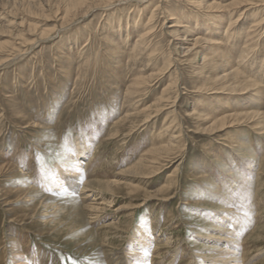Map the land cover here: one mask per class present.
<instances>
[{"label": "rangeland", "instance_id": "rangeland-1", "mask_svg": "<svg viewBox=\"0 0 264 264\" xmlns=\"http://www.w3.org/2000/svg\"><path fill=\"white\" fill-rule=\"evenodd\" d=\"M240 1L106 10V0H0V264H140L132 258L143 233L153 239L148 264H210L222 244L208 236L227 227L242 260L264 264V91L244 93L224 76L229 65L206 67L202 55L181 52L195 37L210 45L220 25V50L264 90V0ZM153 11L156 51L137 58L142 29L124 23ZM252 20L261 22L250 37ZM80 156L86 164L70 192L61 169H75Z\"/></svg>", "mask_w": 264, "mask_h": 264}, {"label": "bare ground", "instance_id": "bare-ground-1", "mask_svg": "<svg viewBox=\"0 0 264 264\" xmlns=\"http://www.w3.org/2000/svg\"><path fill=\"white\" fill-rule=\"evenodd\" d=\"M86 1H88V0H76V2L78 3V2H80V3H84V2H86ZM105 1V0H104ZM106 1H108V4L106 5V10L107 9H109V8H112V7H117L118 5L120 6V5H123V4H126V3H130V2H133V1H138L139 3H142V2H145V1H148V0H106ZM192 1H194V3L195 4H197V5H199V7H201L202 8V6H206V4H208V3H206V0H192ZM257 1H259V0H257ZM102 2V1H101ZM241 3L243 2V3H245L246 5H255V0H241L240 1ZM99 3V2H98ZM87 4V3H86ZM101 4V3H100ZM238 4V3H237ZM135 5V4H134ZM210 7L212 6V4H208ZM241 5H244V4H241ZM104 6V5H103ZM133 6V5H132ZM147 7V6H146ZM160 7V6H159ZM162 7V6H161ZM229 7H230V5H229ZM232 7H234L233 6V3H232ZM94 8V7H93ZM147 9L148 8H146V11H147ZM163 9V8H162ZM245 10V9H244ZM109 11V10H108ZM137 11H139L140 12V14H142L143 13V11H145V8H142V9H139V10H137ZM247 12V11H246ZM129 13V12H128ZM241 13V15H242V13L243 12H240ZM68 14V13H67ZM185 14V13H184ZM133 15V14H132ZM131 15V16H132ZM175 15H176V13H171L170 14V16H169V19H172V18H170V17H173L174 16V19H175V21L178 23H181V20H180V17H175ZM197 15V14H196ZM142 16V15H141ZM141 16L138 14V15H135V16H133V17H130L129 19L128 18H126L127 20H126V24L124 23V25H126L127 27H129V28H136V29H142L141 30V32H139V34L137 35L138 36V39L136 40V42H135V44H134V47L131 49L132 50V52H133V54L137 57V56H139L140 54H143L145 51H147V52H151V56L150 57H152L153 56V54L152 53H154V51H156V48H153V47H151V45H150V36L152 35V33H153V29H154V18H155V13H154V11L153 12H151V14H150V16L148 17L149 19L148 20H146V19H143V18H141ZM242 17V16H241ZM243 17H244V15H243ZM133 18V19H132ZM235 18V17H234ZM121 19V18H120ZM123 19V18H122ZM125 19V18H124ZM187 19V18H186ZM220 19V18H219ZM222 19V18H221ZM257 19V18H256ZM215 20V19H214ZM232 20V19H231ZM123 21V20H122ZM146 21V22H145ZM204 21H206V20H204ZM237 21V20H236ZM236 21H232L230 24H229V28L230 27H233V25H234V23L236 22ZM239 21V20H238ZM237 21V22H238ZM254 21V22H253ZM197 22V21H196ZM207 22V21H206ZM261 21H259V22H255V20H252V26H251V28L248 30V36H250L251 37V34H253V31L255 30V28L257 27V25H259V23H260ZM215 23H217V22H215ZM118 24V23H117ZM197 24H199L198 22H197ZM222 24V23H221ZM205 25V24H204ZM177 26V24H172L170 27H176ZM238 26V25H237ZM195 27V26H194ZM64 28V27H63ZM66 28V27H65ZM114 28H116V26H114ZM119 28V27H118ZM185 28V27H184ZM198 28H200V27H198ZM121 29V28H120ZM192 29V28H191ZM191 29H188L189 31L191 30ZM196 29V28H195ZM221 27H220V25H217V24H215V26L213 27V29H212V39H210L209 41H210V45H209V43L206 41L207 39H203V40H201L202 38H200V37H195L194 39H193V43H192V46H190V47H187V46H184V47H187V48H185L184 50H183V48H181L183 51H181V52H184L185 54V56H188L189 58L188 59H193V58H195V57H199L200 55H202V58H203V63L206 65V67L207 66H213V65H217V64H219V63H221V64H225V65H229V67H230V69L232 68V71L228 74V71H227V74H225L224 76L226 77V79L227 78H229L230 80H232V82L231 83H235V84H240L241 85V89L242 90H244L245 92L244 93H247V89L249 88V87H252V86H254V87H258L257 88V93H262V91H264L263 89H262V87L261 86H258L257 85V83H254L252 80H249V79H243L244 78V75L243 74H241V71L240 70H238L237 68L235 69V65H237L238 64V62L236 63V62H234L232 59H230L229 58V56H228V54H226V52L223 50V51H221L220 49H221V47H220V44L222 45V43L224 42V40L227 38L226 36H222L221 35ZM240 29H241V26H240ZM243 29V28H242ZM200 30H202V29H200ZM208 30V29H207ZM232 30H235L234 29V27H233V29ZM121 31V30H120ZM178 31V29H173L172 30V32L173 33H176ZM214 31V32H213ZM223 31H224V29H223ZM238 31V30H237ZM239 31H241V30H239ZM179 32V31H178ZM232 33H234L233 31H228V36H232ZM56 34H58V32L57 31H55V35ZM125 34V33H124ZM210 34V33H209ZM225 34V33H224ZM54 35H52V37H53ZM48 37V36H47ZM52 37H50V38H52ZM130 37V38H129ZM229 37V38H230ZM184 39L186 40V38L184 37ZM183 39V40H184ZM233 39H235V38H233ZM255 39V38H254ZM45 40V39H44ZM43 40V41H44ZM131 40V36L129 35L125 40L123 39V41H127V43H128V41H130ZM182 40V39H181ZM189 40H192V39H190L189 38ZM200 40L201 41H204L205 43H206V45H207V43H208V45L210 46V48H211V51H209L208 50V45H207V48H205V49H207V50H205V49H202L201 51L200 50H198L197 49V44H198V42H200ZM237 40V39H236ZM251 40H252V38H248L247 40H246V44H244V47H243V49H242V53H241V58L242 59H244L243 57L244 56H248L249 54H250V52L252 51V47H253V44L252 45H250V47L248 48L247 47V43H250L251 42ZM46 41V40H45ZM187 41V40H186ZM38 43H39V40L37 41ZM36 42V43H37ZM188 42V41H187ZM190 42V41H189ZM35 43V42H34ZM35 43V44H36ZM35 44L32 46V45H30V48H32V47H34L35 46ZM185 44V43H184ZM224 44H225V42H224ZM32 46V47H31ZM189 46V45H188ZM212 46V47H211ZM230 46V45H229ZM255 46V45H254ZM257 46V45H256ZM224 47H226V45L224 46ZM30 50V49H29ZM118 50H120V46L117 44V46H114L113 47V54H118L120 51H118ZM234 51V50H233ZM28 52V51H27ZM26 53V52H25ZM21 54H19V56H20ZM24 55V54H23ZM23 55H21V57L23 56ZM240 55V54H239ZM17 56V55H16ZM18 57V56H17ZM138 58V57H137ZM258 58V57H257ZM172 59V58H171ZM171 59L169 58V63L171 62ZM233 59H235V58H233ZM247 59V58H246ZM254 59V58H253ZM252 59V60H253ZM238 60V59H237ZM8 61V60H7ZM10 61V60H9ZM168 61V60H167ZM236 61V60H235ZM262 61H264V60H262ZM118 63H120V61L118 62ZM239 65V64H238ZM255 65V64H254ZM258 67V66H257ZM215 68V67H214ZM211 69V68H210ZM249 73V72H248ZM245 74V73H244ZM68 75H70V74H68ZM242 75H243V80H245V81H247L245 84H243V83H241L240 82V80H242L241 79V77H242ZM254 75V74H253ZM217 76H218V74H217ZM223 76V77H224ZM257 77V76H256ZM255 77V78H256ZM233 78L234 79H238V80H236V81H238V82H234L233 81ZM228 79V80H229ZM140 80V79H139ZM218 80V79H217ZM222 80V79H221ZM229 80V81H230ZM244 81V82H245ZM243 82V81H242ZM143 82L140 80V81H135V82H133V85H131V86H134V85H139V86H141L140 84H142ZM147 83V82H146ZM234 85V84H233ZM170 86V85H169ZM232 86V85H231ZM235 87V86H234ZM132 89H136V88H129L128 90H132ZM165 90H168V88L167 89H165ZM135 93H136V91H135ZM258 96V95H257ZM218 110V109H217ZM206 111V110H205ZM246 113H248V112H246ZM238 114V113H237ZM232 115H236V114H232ZM239 115V114H238ZM237 115V116H238ZM229 116V115H228ZM147 117H149L148 115H147ZM223 117H226V116H223ZM215 120H217V119H215ZM221 120H222V118H221ZM218 121H220V118L218 119ZM216 122V121H215ZM221 122V121H220ZM179 137V136H178ZM177 136L175 137V136H173L172 137V139H170L169 140V142L167 143V144H164V145H161L160 146V148H163V147H169L170 145H172V141L173 140H175V139H177L178 138ZM80 154H82L83 155V152H82V150L80 151ZM84 156V155H83ZM76 157V156H75ZM74 160V159H73ZM156 160V159H155ZM84 164H86V162H85V159H84V157H77V159H76V162H75V169H73V170H69V171H66L65 169L63 170V169H61V178H63V180L61 181V182H63V184H64V187L66 188V189H68V191H70V192H72L73 190L74 191H76V189L78 190V185H77V182H76V180L78 179L79 181L81 180V176H82V174H83V165ZM73 168V167H72ZM87 169V168H86ZM85 173V172H84ZM91 173V172H90ZM72 176V177H71ZM85 179V178H84ZM245 180H246V177L244 178ZM77 180V181H78ZM85 181V180H84ZM91 181V180H90ZM108 183V182H107ZM90 184H91V182L90 183H88L87 185L88 186H90ZM108 185V184H107ZM244 187V186H243ZM69 189H71V190H69ZM94 190V189H93ZM88 191V192H87ZM93 191H92V189L91 190H87V187H86V190H85V194H84V199H86V206H87V209L89 210V211H91V212H94V211H97V210H99L100 208H99V205H97L96 203H93V202H91V200L90 199H92L91 197H93L92 196V193ZM96 192V191H95ZM66 193V192H65ZM95 194V193H94ZM75 196V195H74ZM251 202V201H250ZM111 203V202H110ZM241 203V202H240ZM94 213H96V212H94ZM94 213H91L92 215L94 214ZM223 215V214H222ZM228 216V215H227ZM222 217V216H221ZM229 217V216H228ZM231 217H233V216H231ZM236 217V216H235ZM223 218V217H222ZM224 220H225V223L226 224H228V225H230L231 223V221H232V218H227L226 216H224ZM241 218V217H240ZM244 218V217H243ZM246 218V217H245ZM238 220H240V219H237V221ZM242 220V219H241ZM233 221H234V217H233ZM232 221V222H233ZM239 222V221H238ZM233 223H235V222H233ZM236 224V223H235ZM231 226V225H230ZM226 228V227H225ZM228 228V227H227ZM226 228V229H227ZM226 229H224V230H221L222 231V233H220L219 235H210V236H208V237H211V238H213L214 239V241L216 242V243H219V244H222V245H220V248L216 251L217 252V255H216V257L214 258V257H211V258H208V261L210 262V264H247V263H245L244 262V260H242V258H241V256H242V254L240 253V250H242L241 249V246H240V244L238 243V241H240L239 239H237L238 241H236V239L235 240H233L232 239V237L231 238H229L228 236H227V231L228 230H226ZM242 230V229H241ZM226 231V232H225ZM220 232V231H219ZM236 232V231H235ZM223 233H225L226 235L225 236H223ZM230 235V234H229ZM232 235V234H231ZM223 236V237H222ZM237 236V235H236ZM153 237V236H152ZM233 237H235V236H233ZM237 237H239V235L237 236ZM240 238V237H239ZM151 240H153V239H151ZM150 239H149V236L146 234V233H143L142 234V236H140L139 238H138V243H137V245L134 247L135 249H136V254L133 256V258H132V262H138V263H140V264H148L149 262H151V258H149L150 256H149V251H151V247H150V241H151ZM137 242V241H136ZM21 254V253H20ZM130 258V257H129ZM172 262V261H171ZM152 263V262H151ZM17 264H28L27 263V261L25 260V258H20L19 260H17ZM135 264V263H134Z\"/></svg>", "mask_w": 264, "mask_h": 264}]
</instances>
